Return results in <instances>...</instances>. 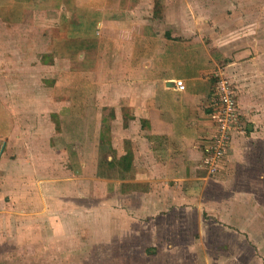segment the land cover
Returning <instances> with one entry per match:
<instances>
[{
	"label": "crops",
	"instance_id": "obj_1",
	"mask_svg": "<svg viewBox=\"0 0 264 264\" xmlns=\"http://www.w3.org/2000/svg\"><path fill=\"white\" fill-rule=\"evenodd\" d=\"M28 1L0 0V28L14 21L15 34V54L0 60V264L11 240L14 256L46 252L62 264H88L93 256L95 264H248L256 252L247 229L264 219L248 205L245 164L236 165L258 138H247L244 147L236 137L252 132L244 114L263 88L246 68L250 80L242 75V66H253L249 58L227 59L223 72L238 99L241 129L224 168L210 174L216 41L213 27L182 21L247 6L194 0L200 12L193 0H53L54 26L67 40L61 62L78 81L63 91L68 98L46 110L62 111L58 130L48 115L37 121L39 90L24 88L17 71L24 59L20 18L28 3L40 9L39 0ZM19 96H30L28 112H36L25 115ZM88 110L101 119L78 114Z\"/></svg>",
	"mask_w": 264,
	"mask_h": 264
},
{
	"label": "rangeland",
	"instance_id": "obj_2",
	"mask_svg": "<svg viewBox=\"0 0 264 264\" xmlns=\"http://www.w3.org/2000/svg\"><path fill=\"white\" fill-rule=\"evenodd\" d=\"M30 1L31 0L28 2ZM39 1L40 3L35 1V4H39V11L32 9L30 3H28V8L23 12L20 18L18 26L20 28L17 27V29H19L17 31V37L20 36L22 38L20 47L24 56L22 63L19 64V68L17 67V71H21L22 73L23 79H21V81L24 88H38L39 90V95L35 96L38 106L40 107V110H38L37 121L48 119V115L49 119L56 122L57 129L61 130L62 111H57L55 109L49 111L46 110L52 108L54 104L60 103L61 99L68 98L63 91L68 87L70 82L71 84L75 83V86L78 81L69 79L70 72L66 70L68 65L61 62L62 55L65 49H67V40L59 36L60 27L54 26L53 14L56 13L55 8H53L54 1L52 0L50 3L48 0ZM191 2L195 1L193 0ZM195 4L200 12H202V6L196 2ZM231 5H234L235 8L247 6V9L237 8L234 11L231 10L233 13H230L229 15L216 14L205 16L199 14L194 17L184 16L182 17V21L186 27H194L195 24L200 25L198 27H213V37L211 38L214 42L216 41V47L214 49L216 64L211 72L213 81L212 93H214L217 81L216 73L223 70V67L227 64V59L229 58H234L236 61L243 63L249 58V61H251L250 64H253V66H242V75L245 77L247 76L250 80V75H247L244 71V68H246L250 73H253V77L257 79L256 85H260L258 88H263L262 90L258 89V91H256L255 101L257 104L254 106L255 108H253L248 114L242 112L245 115L244 120L247 127L250 123L253 124L252 132H247V134H237L238 136L236 137V142L240 139H244V147L245 144L246 146L250 144L247 138H258L255 142L253 141L250 150H252L253 145L255 149L251 152H246L248 157H246L244 161L240 160L242 162H239L236 167L245 164V169L248 170L249 174L247 173V170H245L243 176L246 179L241 182L250 187V190L246 191V194L248 195V205L252 206V211L256 215L261 218L263 217L264 219V0H235L232 1ZM158 8L157 11H159V15H157L156 18L159 22H164V19H167V17H163L162 8H160V10H158ZM0 14H2L0 17H4L5 11L1 10ZM13 24L14 21H4L1 27L7 28L5 30L0 28V60H2L5 55L7 57H13L15 54V44L13 43L15 34L12 31ZM166 24L170 25L169 23ZM36 37L39 43L38 47H36L33 41ZM9 44H11V48H8ZM35 55H37V61L34 57ZM54 56L56 57V64H54ZM4 65L5 64H2L1 66L0 78L2 76L1 74ZM88 84L90 85V83ZM46 89H49V96L46 94ZM18 98L22 100L23 109H26L27 111L24 113L25 115H31L36 112H28L25 99H30V96H19ZM69 98H71V96ZM1 100L2 98L0 97V103ZM46 104H49V107H45ZM42 108L45 109L42 110ZM108 112L109 111H106L105 113L108 114ZM9 114L10 113L8 112L7 115L9 116ZM78 114L86 116L90 121H92L95 116V120L101 119V116L98 115L100 113L92 110ZM234 194L236 195V192ZM243 194L244 193L240 192L238 198L241 197V199H244L246 196ZM260 225V227L250 225L247 229L248 243L254 247V252H256L253 257H250V255L247 257L248 264H264V222H260ZM249 237H251V239ZM14 244L15 240H11L8 241L5 246L6 250H8V254L5 257L4 264H62L64 262V259L61 256L47 255L46 252L45 255H40L39 257L14 256L12 254L15 248ZM2 246L3 244L0 245L1 249ZM77 249L78 246H76L75 251ZM72 259L75 261L77 260V257H73ZM98 259L99 257L93 256L89 257L86 261L90 262L88 264H95L100 262Z\"/></svg>",
	"mask_w": 264,
	"mask_h": 264
},
{
	"label": "built area",
	"instance_id": "obj_3",
	"mask_svg": "<svg viewBox=\"0 0 264 264\" xmlns=\"http://www.w3.org/2000/svg\"><path fill=\"white\" fill-rule=\"evenodd\" d=\"M216 76L217 81L209 104L210 112L215 119V126L205 159L207 169L212 175L224 168L231 138L241 128L238 99L232 83L223 70L216 73ZM175 84L180 90L186 88L182 79L175 80Z\"/></svg>",
	"mask_w": 264,
	"mask_h": 264
}]
</instances>
